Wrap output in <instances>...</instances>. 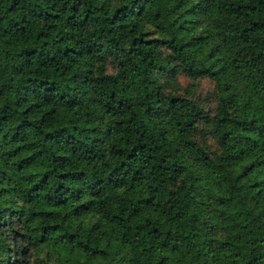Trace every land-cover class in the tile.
Instances as JSON below:
<instances>
[{"label": "trees", "instance_id": "1", "mask_svg": "<svg viewBox=\"0 0 264 264\" xmlns=\"http://www.w3.org/2000/svg\"><path fill=\"white\" fill-rule=\"evenodd\" d=\"M0 264H264V0H0Z\"/></svg>", "mask_w": 264, "mask_h": 264}, {"label": "rangeland", "instance_id": "2", "mask_svg": "<svg viewBox=\"0 0 264 264\" xmlns=\"http://www.w3.org/2000/svg\"><path fill=\"white\" fill-rule=\"evenodd\" d=\"M181 83H182L183 85H185L186 80H184V79L182 78V79H181ZM207 88H208V83H207V82H203V83H202V86H201V90L204 91V92H206ZM201 90H200V91H201Z\"/></svg>", "mask_w": 264, "mask_h": 264}]
</instances>
